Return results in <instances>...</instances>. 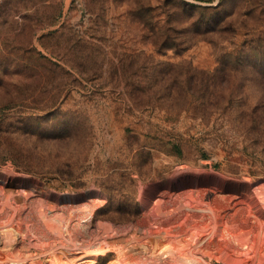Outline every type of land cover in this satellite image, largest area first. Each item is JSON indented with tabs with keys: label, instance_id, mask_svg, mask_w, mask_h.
Segmentation results:
<instances>
[{
	"label": "rangeland",
	"instance_id": "rangeland-1",
	"mask_svg": "<svg viewBox=\"0 0 264 264\" xmlns=\"http://www.w3.org/2000/svg\"><path fill=\"white\" fill-rule=\"evenodd\" d=\"M263 133L264 0H0V264H264ZM87 152L134 170L138 220L55 169Z\"/></svg>",
	"mask_w": 264,
	"mask_h": 264
},
{
	"label": "trees",
	"instance_id": "trees-1",
	"mask_svg": "<svg viewBox=\"0 0 264 264\" xmlns=\"http://www.w3.org/2000/svg\"><path fill=\"white\" fill-rule=\"evenodd\" d=\"M42 45L47 49L45 44L42 43ZM55 64L59 65L58 63ZM66 64L68 63L66 62ZM71 67L74 68L73 66ZM51 115L54 114L52 113ZM261 116L262 114L259 108L253 116H250V120L252 122L256 121L258 123L263 120ZM75 118L77 120L81 119L80 116H75ZM78 128L79 126L77 124L72 123L67 129L69 132L67 134L64 133L65 137L70 140L73 138L79 140ZM54 135L55 136L52 137V140H57L58 135ZM262 140H264V133ZM165 146L166 151L173 152L178 157L183 156V150L178 140H175L174 138L173 140L168 139L165 142ZM259 152L264 154V146H262V150H259ZM201 157L208 159L210 156L204 150V152L201 154ZM88 158L89 152L85 154V157L81 159V161L67 160L63 164L65 171L60 169L59 164H56L55 169L58 172L64 174L67 177L66 179L72 182L71 185L74 188L87 187L86 182L82 179L87 177L88 173L92 172L96 175V178L94 179L95 183L108 195L107 203L97 210L96 217L109 219L115 223H131L138 220L142 216V209L136 198L137 182L136 178L133 176L134 170L130 168H123L120 170L112 169L105 173H101L100 170L93 168V166L89 164L90 162ZM213 166L215 169L221 170L222 162H215ZM241 167L242 166L240 165L233 166V168L230 166L229 171L234 174H239L242 171ZM27 170L31 171L32 169L27 168ZM136 171L142 178L145 177V171H143L141 168H136ZM248 171L254 174V170L249 169ZM111 227L114 228V225Z\"/></svg>",
	"mask_w": 264,
	"mask_h": 264
},
{
	"label": "bare ground",
	"instance_id": "bare-ground-1",
	"mask_svg": "<svg viewBox=\"0 0 264 264\" xmlns=\"http://www.w3.org/2000/svg\"><path fill=\"white\" fill-rule=\"evenodd\" d=\"M99 206H101V205H99ZM91 212H92V209L87 207L84 215L82 216V220L85 223L90 220ZM85 223H83L82 225L85 226L86 225ZM0 236H1L0 237V247H1V249H4V250L12 249L13 246H15L14 243L18 239L17 238L18 233L14 230L9 231L7 229V230L0 231ZM149 249L151 250V252L154 256L165 255L167 250H168V245L166 243H164L160 237H156V238H154L153 241H151ZM94 263H97V262L95 260H93L90 264H94ZM12 264H15V263L12 262ZM19 264H24V263H19ZM53 264H59L58 258L53 259ZM108 264H124V263H122V262L118 263L117 261H112L111 263H108Z\"/></svg>",
	"mask_w": 264,
	"mask_h": 264
}]
</instances>
